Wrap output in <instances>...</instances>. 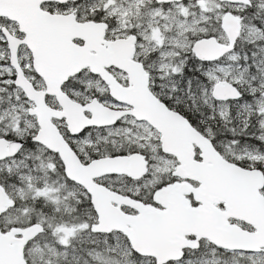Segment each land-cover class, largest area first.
<instances>
[{
	"label": "snow or ice",
	"instance_id": "snow-or-ice-1",
	"mask_svg": "<svg viewBox=\"0 0 264 264\" xmlns=\"http://www.w3.org/2000/svg\"><path fill=\"white\" fill-rule=\"evenodd\" d=\"M0 264H264V0H0Z\"/></svg>",
	"mask_w": 264,
	"mask_h": 264
}]
</instances>
